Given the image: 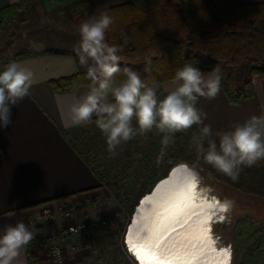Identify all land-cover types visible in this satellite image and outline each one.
<instances>
[{
	"label": "crops",
	"instance_id": "obj_1",
	"mask_svg": "<svg viewBox=\"0 0 264 264\" xmlns=\"http://www.w3.org/2000/svg\"><path fill=\"white\" fill-rule=\"evenodd\" d=\"M20 0H0L1 10ZM78 0H60L62 19H69L70 23L62 27L60 33L69 32L79 34L77 26L71 23L70 5ZM96 9H103L133 0H88ZM45 7L51 3L46 0ZM243 4L264 3V0H239ZM52 10V9H51ZM32 1L16 14L18 20H23L21 26L14 29V25H7L0 31V71L12 62L17 61L28 67L35 74V83L30 89V95L25 97L12 109V124L0 130V229L7 224H15L22 220L35 234L31 241L34 251L40 261L46 264V255L43 246L32 243L35 238L56 232L63 224V219H46L40 222L33 221L45 204L57 202L77 205L73 217L75 221L89 220L95 216H105L114 211L115 204L106 202L100 207V198H104L107 189L101 175L94 169L88 156L78 139H83L90 128L96 125L93 122L71 126V107L75 99L87 92V88L78 90L56 91L48 83L49 79L73 74L78 69L77 56L73 51L76 43L72 37L65 35L56 41L58 34L41 36L34 20ZM52 11L48 20H38L46 31L52 33L50 26L58 31V26L52 25ZM35 14V13H34ZM34 16V17H33ZM52 16V17H51ZM27 18V20H26ZM31 25L28 24L30 21ZM52 18V19H51ZM57 19V17H54ZM26 21V22H25ZM57 21V20H56ZM50 22V23H49ZM55 22V21H54ZM10 27H13L10 29ZM56 31V33H57ZM68 39V41L66 40ZM33 42L42 44V49L34 48ZM47 50H56L63 54L44 53ZM23 54L27 56L20 57ZM211 71V70H210ZM207 74L208 71H203ZM254 96L245 99L239 104L228 102L221 88L219 95L212 100L200 98L197 107L207 113L206 124L213 130L228 129L235 122H244L252 115L264 116V94L262 81L258 76L252 77ZM176 86L174 79L166 80L160 85L161 92L167 95ZM99 134L97 141H99ZM76 139V140H74ZM129 145L132 140L128 142ZM136 155L138 151L133 150ZM141 153V152H140ZM136 155L130 161L134 166L131 175L141 178L150 170L151 164H133L141 161ZM146 155L143 160L145 161ZM157 157L150 156L149 159ZM176 158L164 157L163 164L154 169L155 175L167 162ZM148 179L135 180L138 186L150 185ZM251 174H248V177ZM249 181V179H248ZM149 183V184H148ZM148 184V185H147ZM249 184V183H247ZM140 187L142 194L147 191ZM249 193L250 191H244ZM106 199H111L106 197ZM99 203L96 208L94 204ZM70 249V248H68ZM68 251V250H67ZM19 264H27L26 248L22 250Z\"/></svg>",
	"mask_w": 264,
	"mask_h": 264
},
{
	"label": "clouds",
	"instance_id": "obj_2",
	"mask_svg": "<svg viewBox=\"0 0 264 264\" xmlns=\"http://www.w3.org/2000/svg\"><path fill=\"white\" fill-rule=\"evenodd\" d=\"M113 23V17L105 9L79 26L80 41L73 51L80 66L86 68L91 83L71 107V126L86 125L95 118L94 123L105 137L111 157L119 154L117 149L122 144L138 136L146 139L153 131L162 134L157 164L163 162L176 133L197 126L198 130L192 135L197 158L191 167L185 166L194 183L202 179L203 165H210L237 181L244 168L264 161V116L252 115L228 129L214 131L205 123L207 113L197 107L200 98L212 100L219 95L222 78L219 66L206 74L194 66L197 61L185 63L175 73L176 86L159 99L156 89L148 86L137 71L127 66L121 68L118 53L122 48L106 42V33ZM32 46L38 50L43 47L35 42ZM118 74L125 79L117 83ZM35 82L33 71L17 61L8 63L0 71V130L12 124L13 107L30 95ZM231 207L232 202L225 201L220 211L227 213ZM34 236L22 220L3 226L0 229V264H19L22 250ZM55 254L59 255V251Z\"/></svg>",
	"mask_w": 264,
	"mask_h": 264
},
{
	"label": "trees",
	"instance_id": "obj_3",
	"mask_svg": "<svg viewBox=\"0 0 264 264\" xmlns=\"http://www.w3.org/2000/svg\"><path fill=\"white\" fill-rule=\"evenodd\" d=\"M29 1L20 0L1 10L0 31L12 23L16 13ZM49 1L52 8L60 10V0ZM105 9L114 19L106 33V42L122 48L118 53L121 68L127 66L137 71L148 86L156 89L158 97L160 85L174 79L177 69L193 61L198 62L194 66L201 71L220 67L221 88L231 104H239L254 96V76L261 79L264 94V3L133 0L99 10L88 0H78L70 5V12L79 24ZM44 53L63 54L56 50ZM77 64L75 73L49 79L50 86L56 91L88 89L91 81L87 78L86 68L80 66L78 59ZM122 79H125L122 74L115 77L117 83ZM168 169L158 178L163 177ZM260 208L263 209L264 205L247 206L245 209ZM262 219L264 214L248 212L235 222L231 237L227 236L232 254L240 250L246 257L242 264H261L264 261H258V256L264 253ZM251 242L252 249L245 254V245Z\"/></svg>",
	"mask_w": 264,
	"mask_h": 264
},
{
	"label": "rangeland",
	"instance_id": "obj_4",
	"mask_svg": "<svg viewBox=\"0 0 264 264\" xmlns=\"http://www.w3.org/2000/svg\"><path fill=\"white\" fill-rule=\"evenodd\" d=\"M31 1L35 13H33V15L36 16V20H34V23H32L28 18L30 21L28 24H35V26H37V30L41 31L39 32L41 36H53L55 34H58L56 41H60V38L64 35L67 38L72 37L70 39H72V41L76 43L75 46H78L80 41L79 34H70L69 32H63L61 34L59 31L61 30L59 26L62 27L70 23L68 18H66V20L62 19L63 10L61 7L60 10H55L51 6L52 10H48V8H50V5L47 4V6L45 7V4L47 3L46 0H30L29 2ZM48 2L50 3L49 0ZM50 11H52V15H54L53 17L51 16L53 18V21L51 20L52 25L56 23L55 26H58V31L54 27L50 26V29L53 30L52 33L44 29V26H46L42 25L45 24L44 22H40L38 24V22L42 19H49ZM69 13L72 20L71 23L77 26V28L79 29L80 24L77 23L74 17L72 16L70 8ZM16 16L18 15L16 14ZM16 16L10 24L14 25V29L24 23V19H22V21L18 20ZM54 17H57V19ZM11 28L13 27H10V29ZM66 40L68 41V39ZM164 96L165 95L161 92L158 98L163 99ZM197 130V126H193V128L189 129L187 132L175 134L174 143H172L167 148L165 157L167 156L168 158L176 159L167 162L166 165H164L160 170V173H158L157 175H155L154 169L159 168V164L156 163V159H153L151 162L149 157H157L161 149L160 141L162 139V134H158L153 131L147 134L146 139L138 136L132 140V143L130 145L128 142L122 144L117 149V152L119 154L116 157H111L109 155V153L107 152L105 137L102 135V133L97 127L95 128V126L93 129L90 128L89 132H86V137H84L83 139H78L79 143L82 142L81 145L83 146L84 151L86 148L88 160L91 162L92 166H94V169L97 170V172L101 175L104 181V185L108 191L107 194H105L104 198H100V207L106 202H110L109 200H111L112 204H115L116 207H114V211L109 213L108 215L95 216L89 219H106L108 220L109 225L101 227L94 234L81 236L72 243L69 242L67 244L62 245L66 264H137V262L126 251L122 237L124 228L128 222V217L130 216V213L135 203L137 202L138 197L142 194V190L139 189L143 186H137L134 181L141 179V182L143 183L144 179H148L149 174L152 173L153 175L150 177L151 180L149 182L150 184H152L155 180H157V178L160 176V174L163 173L165 169H168L175 162H184L191 166L197 158L194 146L192 144V135ZM98 134L100 135L99 141H97ZM133 150L138 151L139 155H136V153L132 154L134 153ZM133 155H136L137 158L142 156V159H140L141 161H133V164H140L141 166L144 165L145 162L148 165L151 164L150 170L146 171V176L145 174H143L141 178H136L131 175V171H133L134 166L132 165V161H130V159H132ZM145 155L147 157L144 161L143 158ZM160 164H163V162ZM248 174H251V177H248ZM200 176L202 177V179L200 180V193L205 192L208 195L218 196L220 201L223 202H232V207L230 211L227 213L224 212L223 216H220L221 223L215 224L214 226V233L217 234V237H219V243L223 245L227 244L229 246L230 239L227 236L229 235V237H231L230 235L234 228V224L241 216L252 211H257L259 213L264 214V208L245 209L247 208V206L256 207V205H264V161H261L258 165L254 167L244 168L243 171L240 172L237 181H233L222 173L217 172L210 165H203V171L200 172ZM146 188L148 191L147 186L143 187V189ZM246 190L250 192H244ZM106 197H110L111 199H106ZM53 204H62L66 206L70 205L74 207L73 215L71 218L60 217V219H63V224H61L57 228V231L62 230L70 222H81L73 220V217L77 211V205L74 202H57ZM53 204H45L43 207L52 206ZM98 204L99 203H95L93 205L94 208H96ZM243 204H245L246 207ZM42 220L44 221L46 219L35 218L33 221L40 222ZM261 221L264 223L263 219ZM49 234H55V232ZM43 236H40V238H42ZM256 237H258V235ZM40 245L43 246L45 250V262L46 264H48V246L44 243H40ZM252 246V242L247 243L245 245V254L250 253L249 251L252 249ZM230 248L232 250V246ZM254 253L256 254L258 252ZM245 259L246 257H244L243 253L238 250L237 252H233L231 264H242ZM259 260H264V253L258 256V261ZM261 264H264V261Z\"/></svg>",
	"mask_w": 264,
	"mask_h": 264
},
{
	"label": "bare ground",
	"instance_id": "obj_5",
	"mask_svg": "<svg viewBox=\"0 0 264 264\" xmlns=\"http://www.w3.org/2000/svg\"><path fill=\"white\" fill-rule=\"evenodd\" d=\"M182 166L191 167L171 165L137 200L125 226L124 247L137 264H231L230 246L220 244L214 233L224 202L200 193L201 183H194Z\"/></svg>",
	"mask_w": 264,
	"mask_h": 264
},
{
	"label": "built area",
	"instance_id": "obj_6",
	"mask_svg": "<svg viewBox=\"0 0 264 264\" xmlns=\"http://www.w3.org/2000/svg\"><path fill=\"white\" fill-rule=\"evenodd\" d=\"M74 207L62 204H53L52 206L43 207L35 218H71ZM109 225L106 219H96L81 222H70L62 230L55 234L45 235L42 238L37 237L32 242L34 244L44 243L48 246V264H66L62 245L75 241L81 236H87L96 233L101 227ZM59 251V255L55 251ZM27 264H44L40 261L37 253L34 251L33 245L30 243L26 247Z\"/></svg>",
	"mask_w": 264,
	"mask_h": 264
},
{
	"label": "water",
	"instance_id": "obj_7",
	"mask_svg": "<svg viewBox=\"0 0 264 264\" xmlns=\"http://www.w3.org/2000/svg\"><path fill=\"white\" fill-rule=\"evenodd\" d=\"M152 186H153V185H152ZM151 189H152V187H151L149 190H151ZM140 196H142V194H141ZM140 196L138 197V199H137V200H140V199H139V198H140ZM136 203H137V202H136ZM136 203H135V204H136ZM134 206H135V205H134ZM133 208H134V207H133ZM132 212H133V209H132L131 213H132ZM131 213H130V214H131ZM130 218H131V217L129 216V217H128V220H129ZM124 232H125V228H124V231H123V235H122V237L125 235V233H124Z\"/></svg>",
	"mask_w": 264,
	"mask_h": 264
},
{
	"label": "snow or ice",
	"instance_id": "obj_8",
	"mask_svg": "<svg viewBox=\"0 0 264 264\" xmlns=\"http://www.w3.org/2000/svg\"><path fill=\"white\" fill-rule=\"evenodd\" d=\"M182 168H184L186 170V167L185 166H182ZM189 176H190V174H189Z\"/></svg>",
	"mask_w": 264,
	"mask_h": 264
}]
</instances>
